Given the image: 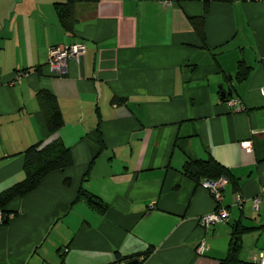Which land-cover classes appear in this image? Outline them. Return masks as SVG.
Wrapping results in <instances>:
<instances>
[{"label": "crops", "instance_id": "crops-1", "mask_svg": "<svg viewBox=\"0 0 264 264\" xmlns=\"http://www.w3.org/2000/svg\"><path fill=\"white\" fill-rule=\"evenodd\" d=\"M63 2L0 0V192L23 179L30 145L59 140L72 159L7 204L0 264H123L146 250L140 264H219L235 230L236 259L254 264L264 252V0H80L69 32L53 6ZM73 44L84 53L50 75L49 48ZM16 72L25 76L12 84ZM38 91L61 115L51 135ZM208 159L231 180L218 205L226 220L205 230L197 219L215 203L182 167ZM79 190L105 211L75 201Z\"/></svg>", "mask_w": 264, "mask_h": 264}, {"label": "trees", "instance_id": "trees-1", "mask_svg": "<svg viewBox=\"0 0 264 264\" xmlns=\"http://www.w3.org/2000/svg\"><path fill=\"white\" fill-rule=\"evenodd\" d=\"M80 0H64L63 3H55L54 9L61 28L69 32L74 22V5ZM199 24L202 20L199 19ZM199 36L201 31L198 32ZM247 72L241 65L238 66L236 79L242 81L246 78ZM37 103L42 113L43 121L47 132L51 135L55 133L62 125V119L57 107L54 96L47 91H38L35 95ZM72 165V159L69 149L59 140L50 141L46 144L41 142L28 146L22 152V171L23 179L0 192V226L5 225L12 216L11 212L6 210L7 204L14 198L22 197L33 191L39 181L47 174L53 171H62ZM182 173L189 178L195 185H199L201 180L217 181L223 179L225 182L231 180L227 171L211 159L206 161L185 162L182 167ZM83 200L85 203L98 210L99 213L105 211L103 205L95 196L79 190L75 201ZM238 231H234L231 242V254L221 260L219 264H240L236 259V243ZM65 250L63 249L62 252ZM150 250L129 258H117V262L125 263L130 260H137L140 264L149 254Z\"/></svg>", "mask_w": 264, "mask_h": 264}, {"label": "built area", "instance_id": "built-area-1", "mask_svg": "<svg viewBox=\"0 0 264 264\" xmlns=\"http://www.w3.org/2000/svg\"><path fill=\"white\" fill-rule=\"evenodd\" d=\"M84 53V47L81 45H68V46H53L49 48L48 55L46 59V67L50 75L60 76L65 73L67 62L70 60L78 59ZM25 76V72H16L12 84L18 83L21 78ZM260 95L264 98V86L259 90ZM229 106L234 105V101H228ZM224 184V180L220 179L217 181H206L201 180L199 186L206 189L215 203V210L207 215L201 216L197 219V223L203 229H207L210 225L226 220L227 213L223 208L218 207L221 200V189ZM259 195L264 196V186L260 189ZM258 196L253 198V207L257 208ZM235 204L239 207L242 203V198L237 196L235 199ZM207 246L205 242L200 241L195 252L198 255L203 254L206 251ZM254 264H264V252H260L254 259Z\"/></svg>", "mask_w": 264, "mask_h": 264}, {"label": "water", "instance_id": "water-1", "mask_svg": "<svg viewBox=\"0 0 264 264\" xmlns=\"http://www.w3.org/2000/svg\"><path fill=\"white\" fill-rule=\"evenodd\" d=\"M228 93V95H229V92H227ZM222 95V97L224 96V93H222L221 94ZM123 264H137V260H130V261H127V262H125V263H123Z\"/></svg>", "mask_w": 264, "mask_h": 264}]
</instances>
